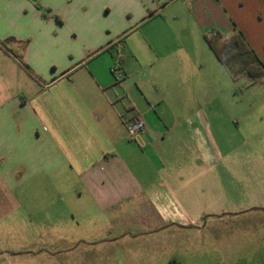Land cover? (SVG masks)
<instances>
[{"label":"crops","instance_id":"crops-1","mask_svg":"<svg viewBox=\"0 0 264 264\" xmlns=\"http://www.w3.org/2000/svg\"><path fill=\"white\" fill-rule=\"evenodd\" d=\"M213 31H240L264 64V0H0V220L26 193L51 201L65 190L82 206L72 220L92 234L72 236L69 251L96 261L129 238L236 216L203 202L192 116L163 129L162 106L194 104L192 74L209 63L220 70L208 53L196 55ZM118 57L120 81L111 73ZM143 69L146 81L138 82L150 90L137 86ZM148 97H156L159 121ZM136 116L147 130L133 141L127 124ZM135 219L143 227L118 225ZM230 233L212 229L217 239Z\"/></svg>","mask_w":264,"mask_h":264},{"label":"rangeland","instance_id":"rangeland-1","mask_svg":"<svg viewBox=\"0 0 264 264\" xmlns=\"http://www.w3.org/2000/svg\"><path fill=\"white\" fill-rule=\"evenodd\" d=\"M203 43L204 52L198 49L196 55L205 58L208 53L220 70L216 71L214 64L209 63L198 69L200 74H192L194 104L162 106L165 111L163 129L171 128L176 117L192 116L191 124L200 131L202 144L203 202L206 198L213 206L237 215L217 221L205 217L201 230L171 228L143 237V240L129 238L127 243L109 246V256L107 253L105 259L89 261L82 249L74 253L69 251L72 236L84 239L92 235L84 233L82 219L73 221L71 218L81 203L70 201L65 190L51 201L46 197L36 201L30 192L19 200L17 208H13L14 213L0 220V226L7 231L0 238H8L11 243L9 247L0 244V264L264 263V80L254 82L245 73L250 61L247 58L231 63L235 74L230 75L208 44ZM123 54L126 55V51ZM135 74L138 88L144 90V85L150 90L148 84L138 82L140 79L146 81L145 70ZM138 88L135 86L136 90ZM145 105L157 108L152 112L158 120L160 111L156 97H148ZM147 167L154 175V166ZM254 203H259L262 210L251 211ZM89 206L85 203L86 209ZM137 206V202H133L124 205L122 210ZM149 220L145 227L152 224ZM135 221L137 224L123 221L118 225L131 229L136 228L135 225L143 227L141 219ZM213 228L232 233L222 234L217 239L212 234ZM71 229H74L73 234Z\"/></svg>","mask_w":264,"mask_h":264},{"label":"trees","instance_id":"trees-1","mask_svg":"<svg viewBox=\"0 0 264 264\" xmlns=\"http://www.w3.org/2000/svg\"><path fill=\"white\" fill-rule=\"evenodd\" d=\"M205 40L217 60L230 75L235 74L231 63L247 58L250 61L245 67V73L254 82L264 78V64L240 31L229 38H225L219 31H213L210 35H205Z\"/></svg>","mask_w":264,"mask_h":264},{"label":"built area","instance_id":"built-area-1","mask_svg":"<svg viewBox=\"0 0 264 264\" xmlns=\"http://www.w3.org/2000/svg\"><path fill=\"white\" fill-rule=\"evenodd\" d=\"M122 59L120 57L117 58L115 65L111 68V73L115 76L117 81H120L124 74L121 70ZM154 108V107H152ZM147 123L142 116H136L127 124V132L130 140L138 141L139 138L146 132Z\"/></svg>","mask_w":264,"mask_h":264},{"label":"water","instance_id":"water-1","mask_svg":"<svg viewBox=\"0 0 264 264\" xmlns=\"http://www.w3.org/2000/svg\"><path fill=\"white\" fill-rule=\"evenodd\" d=\"M258 208H254V210H257Z\"/></svg>","mask_w":264,"mask_h":264}]
</instances>
